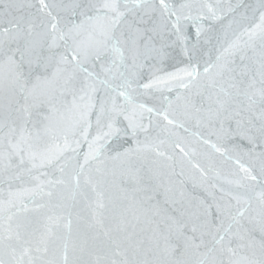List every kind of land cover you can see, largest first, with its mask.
I'll use <instances>...</instances> for the list:
<instances>
[{
  "label": "snow or ice",
  "instance_id": "snow-or-ice-1",
  "mask_svg": "<svg viewBox=\"0 0 264 264\" xmlns=\"http://www.w3.org/2000/svg\"><path fill=\"white\" fill-rule=\"evenodd\" d=\"M0 185V264H264V0H0Z\"/></svg>",
  "mask_w": 264,
  "mask_h": 264
},
{
  "label": "water",
  "instance_id": "water-1",
  "mask_svg": "<svg viewBox=\"0 0 264 264\" xmlns=\"http://www.w3.org/2000/svg\"><path fill=\"white\" fill-rule=\"evenodd\" d=\"M193 131H195V129H193ZM235 167L236 166L234 164L229 162L228 164L224 165L223 171H224V173H228L229 171L234 170ZM15 187H17V186L14 185V189H15ZM0 189H3V191H0V199H4L6 197V194H7V185H0ZM36 202L37 203H46L47 197H44V198L36 197ZM83 208H84V205H83V203H81V204L77 205L76 208L73 209V213H75L76 211H79ZM63 212H64V210L60 209V208H52L51 212H49V209H47V208L41 210V214L47 213V214L59 215V214H62ZM82 214L86 215L87 214L86 210L84 212H82ZM30 215H38V214L32 213ZM72 219H73V229L75 231V229L77 227V221H76L75 215H73Z\"/></svg>",
  "mask_w": 264,
  "mask_h": 264
}]
</instances>
